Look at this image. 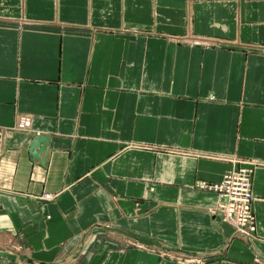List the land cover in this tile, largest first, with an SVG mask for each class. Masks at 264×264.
Masks as SVG:
<instances>
[{"label":"crops","instance_id":"crops-1","mask_svg":"<svg viewBox=\"0 0 264 264\" xmlns=\"http://www.w3.org/2000/svg\"><path fill=\"white\" fill-rule=\"evenodd\" d=\"M0 130L28 263L264 264V0H0ZM236 161L250 242L208 189Z\"/></svg>","mask_w":264,"mask_h":264},{"label":"built area","instance_id":"built-area-1","mask_svg":"<svg viewBox=\"0 0 264 264\" xmlns=\"http://www.w3.org/2000/svg\"><path fill=\"white\" fill-rule=\"evenodd\" d=\"M22 118L16 125L17 131H22ZM8 138V134L0 130V156L3 153V144ZM235 166L227 172L221 181L211 185L208 189L216 191L219 198L216 215L220 216L224 222L231 225L237 235L249 236L253 230V214L251 209V180L253 172L252 163L235 162ZM204 188H207L203 186Z\"/></svg>","mask_w":264,"mask_h":264},{"label":"rangeland","instance_id":"rangeland-1","mask_svg":"<svg viewBox=\"0 0 264 264\" xmlns=\"http://www.w3.org/2000/svg\"><path fill=\"white\" fill-rule=\"evenodd\" d=\"M3 150H4V144H3ZM244 163H251V162H244ZM215 194H217L216 191H215ZM251 195H252V192H251ZM252 202H253V195H252ZM251 209H252V203H251ZM215 210H214V213H215ZM252 214H253V211H252ZM215 215H216V213H215ZM220 219L223 221V219L221 217H220ZM233 230H234V228H233ZM254 231H255V228H254V215H253V230L251 231L250 235L249 236H242V235H240V233H239V235H237L235 233V230H234V234L236 235V238H240V239H243L247 242H250L251 240H253L252 237L254 236ZM3 243H10V244H3ZM0 247L5 248V249L0 248V251H4V252L14 256L13 260L0 257V264H30L27 262L28 256L30 253V250L28 248H25L24 246H22L20 244H16V243L12 244L11 242H6V241L0 242ZM178 260L180 261V264H205L206 263V260L204 258H191V257L189 258V257H186L185 255H183V256L179 255L177 257V261Z\"/></svg>","mask_w":264,"mask_h":264},{"label":"water","instance_id":"water-1","mask_svg":"<svg viewBox=\"0 0 264 264\" xmlns=\"http://www.w3.org/2000/svg\"><path fill=\"white\" fill-rule=\"evenodd\" d=\"M42 141H43V138L36 139L35 142L33 143L32 147H31V149H37L39 142H42ZM32 155H33V157L37 158V152H32ZM0 257L11 259V260L14 259V256H12L11 254H8L4 251H0Z\"/></svg>","mask_w":264,"mask_h":264}]
</instances>
